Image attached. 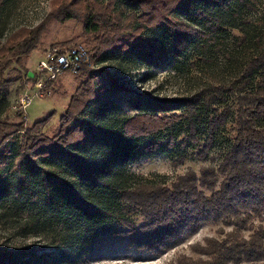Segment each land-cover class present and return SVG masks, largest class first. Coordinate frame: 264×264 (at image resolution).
I'll list each match as a JSON object with an SVG mask.
<instances>
[{
  "label": "trees",
  "instance_id": "obj_1",
  "mask_svg": "<svg viewBox=\"0 0 264 264\" xmlns=\"http://www.w3.org/2000/svg\"><path fill=\"white\" fill-rule=\"evenodd\" d=\"M114 1L49 0L48 11L35 25H20L0 42V89L5 93L6 86L19 80L20 74L31 81L24 61L50 20L80 21V32L89 37L90 60L114 50L120 54L143 49L160 64L168 52L165 48H171L176 58L207 48L211 35L221 30L219 13L228 10L230 0H202L204 7L190 6L188 0H122L130 12L125 16L113 9ZM253 2L246 0L244 5L252 7ZM186 7L191 8L195 22L177 15ZM143 29L165 31L167 45L162 48L142 39ZM245 35L242 31L239 43ZM257 47L231 79L201 85L187 95L156 97L114 84L137 110L120 118L100 113L95 103L100 89L94 86L89 68L80 64L73 73L79 81L52 134L34 130L52 112L30 125L23 119L6 121L0 117V165L1 157L9 152L8 143L19 133L18 152L11 156L15 175L10 189L3 183L9 171H0V201L10 191V206L29 213L25 223L48 231L61 250L70 254L79 255L98 235L109 232L126 235L136 251L159 255L178 245L186 233L214 223L218 224L214 235L189 244L195 256L179 254L174 264H264V43ZM6 69L19 75L6 74ZM54 79L48 82L44 95ZM93 111L101 117L85 122L83 117ZM228 119V143L216 164L200 165L196 171L187 168L168 184L111 181L86 167L84 157L68 150L85 143L90 134L81 125H86L104 138L100 158L105 166H99L101 171L117 173L131 157L159 147L160 140L168 150L199 144L195 154L204 158ZM149 134L155 135L154 140L144 143L142 138ZM49 157L53 160L48 162ZM176 158L181 159L178 152ZM58 165L64 175L48 168ZM134 216L139 217V223L133 221ZM253 216L261 221L253 224ZM250 229L246 236L241 234ZM27 252L0 249V264H30L37 255L33 250Z\"/></svg>",
  "mask_w": 264,
  "mask_h": 264
},
{
  "label": "rangeland",
  "instance_id": "obj_2",
  "mask_svg": "<svg viewBox=\"0 0 264 264\" xmlns=\"http://www.w3.org/2000/svg\"><path fill=\"white\" fill-rule=\"evenodd\" d=\"M105 1L102 0L103 3ZM188 1L190 6L204 7L202 0ZM245 1L230 0L227 4L229 5L228 10L220 11L221 19L218 25L221 30L211 35L207 48L188 51L183 58H176L171 48H165L168 52L160 64L155 63L150 53L147 50L142 51L143 49L139 52L131 49L129 52L120 54L114 50L90 60L92 50L89 37L80 32L81 22L50 20L41 32L38 43L25 59V67L28 70H33L37 60L42 56L43 49L49 43L60 42L55 44L61 47L73 43H83L86 55H84L81 64L89 68L94 86L100 89L95 101L100 113L115 118L127 117L137 110L130 104L129 98L122 93L123 91L114 89V84H120L122 88L136 93L147 92L150 96L177 97L187 95L197 90L201 85L226 82L231 79L243 61L255 54L257 46L264 43V0H254L252 7H246ZM48 2L49 0H3L0 5V42L11 30L20 25H35L48 11ZM112 7L116 12H120L121 16L130 13L122 0L114 1ZM177 15L183 20L195 22L190 7L177 11ZM242 18H247L248 21L240 22ZM133 23L132 21L128 22L129 25H133ZM237 25H241V29ZM242 31L246 35L243 42L239 43L237 38L242 35ZM141 38L152 42L154 46L158 44L162 48L167 45L169 40L167 33L161 29H143ZM156 40L159 43H154ZM5 71L6 74L19 75V72L12 69ZM78 81L79 78L69 72L59 74L49 86L47 95L33 96L28 101L23 111L25 115L23 117L15 115L14 110L10 108L16 96L22 93L30 83L20 74L19 80L6 86L5 93L0 89V117L6 121L23 119L25 125H30L52 112L46 122L34 129L35 132H44L50 135L57 130V118ZM132 92L128 93L130 97L134 95ZM100 117L97 111H93L92 114L85 115L83 119L85 122L86 120L95 122ZM230 125L231 122L228 119L224 129L216 136L214 146L209 149L204 158L195 154V151L199 149V144L181 150L174 146L168 150L163 146L164 141L160 140L159 147L131 157L115 174L109 172L110 170L101 171L99 167L105 166L100 158L105 148L104 138L99 131L81 125L88 128L89 137L85 139L83 145L70 146L68 150L84 157L86 167L99 171V173L97 172L99 175H103L111 181H119L124 185L137 180L168 184L174 176L181 174L187 168L196 171L200 165L216 164L221 151L227 146ZM154 137L155 135L149 134L143 137L142 141L148 143L153 141ZM10 142L8 143L9 152L1 157L3 165H0V171H9L3 181L9 189L15 175V166L11 156L18 152L19 133H16ZM177 152L181 159L176 158ZM48 160L52 161L53 159L49 157L46 161ZM60 161L62 160H56V162ZM39 162L40 158H37V163L39 164ZM48 168L51 171L57 169L60 171L59 174L64 175L59 165ZM24 170L28 171L26 168ZM9 194L10 191L4 200L0 201V249L6 252L21 250L31 252L33 250L37 256L34 258L35 260L29 261L30 264H174V259L179 254L195 256L190 251L189 244L201 242L203 236L214 235L218 225L214 223L200 225L196 232L186 233L178 245L159 255L136 251L128 244L126 235H114L109 232L98 235L87 250L75 255L63 252L48 231H38L35 226L25 223L29 215L28 211L10 206ZM132 219L136 224L140 222L138 216H134ZM260 221L255 216L252 217L253 224ZM263 221L264 213L261 222ZM250 231L251 229L243 230L241 234L246 236ZM19 262L21 263L20 260Z\"/></svg>",
  "mask_w": 264,
  "mask_h": 264
},
{
  "label": "built area",
  "instance_id": "obj_3",
  "mask_svg": "<svg viewBox=\"0 0 264 264\" xmlns=\"http://www.w3.org/2000/svg\"><path fill=\"white\" fill-rule=\"evenodd\" d=\"M86 55L83 43H73L60 46L54 44L46 47L35 68L31 71V81L22 93H19L10 108L18 111L24 117V108L33 97H42L47 93L46 86L49 81L63 72L75 73Z\"/></svg>",
  "mask_w": 264,
  "mask_h": 264
},
{
  "label": "water",
  "instance_id": "obj_4",
  "mask_svg": "<svg viewBox=\"0 0 264 264\" xmlns=\"http://www.w3.org/2000/svg\"><path fill=\"white\" fill-rule=\"evenodd\" d=\"M27 75H28V76H31V71H30V70L27 71Z\"/></svg>",
  "mask_w": 264,
  "mask_h": 264
}]
</instances>
